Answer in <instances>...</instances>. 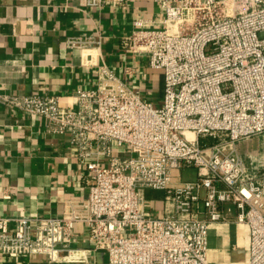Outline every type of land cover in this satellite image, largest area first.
<instances>
[{"label": "built area", "instance_id": "obj_1", "mask_svg": "<svg viewBox=\"0 0 264 264\" xmlns=\"http://www.w3.org/2000/svg\"><path fill=\"white\" fill-rule=\"evenodd\" d=\"M154 1L163 27H138L122 46L163 72L159 103L105 62L95 87L74 92V108L56 94L0 92V106L43 116L48 131L67 134L92 172L87 196L67 200L61 216L0 214L1 254L84 259L71 242L85 223L91 250L105 251L108 264H211V224L235 221L250 228L247 264H264V150H241L264 136V0ZM97 43L67 39L81 49ZM185 168L196 173L184 179ZM148 189L162 191L172 210L153 215Z\"/></svg>", "mask_w": 264, "mask_h": 264}, {"label": "crops", "instance_id": "obj_2", "mask_svg": "<svg viewBox=\"0 0 264 264\" xmlns=\"http://www.w3.org/2000/svg\"><path fill=\"white\" fill-rule=\"evenodd\" d=\"M163 21L154 0L126 6L119 0H104L101 6H82L80 0H0V92L56 94L74 108V92L95 87L98 65L105 62L144 98L159 103L163 72L150 67L148 54L124 48L122 39L138 27L162 28ZM72 36H94L101 43L71 47L67 39ZM46 124L43 116L0 106V214L61 216L67 200L87 196L92 172L79 162L68 135L50 132ZM251 148L264 150V136L241 143L243 152ZM155 192L160 198L145 192L152 214L163 215L165 207L170 212L164 193ZM225 209L235 215L232 204ZM74 233L71 246L82 249L84 259L59 263L37 254L0 253V264H108L105 251L91 250L85 223L76 224ZM250 238L245 223H212L210 263L247 264Z\"/></svg>", "mask_w": 264, "mask_h": 264}, {"label": "rangeland", "instance_id": "obj_3", "mask_svg": "<svg viewBox=\"0 0 264 264\" xmlns=\"http://www.w3.org/2000/svg\"><path fill=\"white\" fill-rule=\"evenodd\" d=\"M183 173H184V175H183L184 179H188V178H191L192 176H194V174L196 173V170L194 168H192V169L185 168L183 170ZM153 192H154V190H152V189L147 190L148 198H153V199H156L157 197L160 198V195L157 194V192H155V194Z\"/></svg>", "mask_w": 264, "mask_h": 264}, {"label": "bare ground", "instance_id": "obj_4", "mask_svg": "<svg viewBox=\"0 0 264 264\" xmlns=\"http://www.w3.org/2000/svg\"><path fill=\"white\" fill-rule=\"evenodd\" d=\"M188 136H193V134L191 132H187Z\"/></svg>", "mask_w": 264, "mask_h": 264}]
</instances>
